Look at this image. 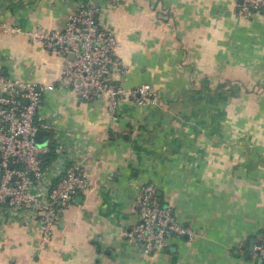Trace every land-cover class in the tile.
Masks as SVG:
<instances>
[{"label":"crops","instance_id":"0c3cea01","mask_svg":"<svg viewBox=\"0 0 264 264\" xmlns=\"http://www.w3.org/2000/svg\"><path fill=\"white\" fill-rule=\"evenodd\" d=\"M239 2L0 0V75L56 81L63 59L24 33L63 30L78 4L93 3L130 66L114 79L148 85L160 99L122 102L114 122L105 97L46 95L43 112L62 110L50 121L80 143L89 186L60 213L42 253L34 215L0 218V264H262L249 249L264 231V16L240 19ZM146 184L194 240L173 236L151 256L123 238L137 222L135 188Z\"/></svg>","mask_w":264,"mask_h":264},{"label":"built area","instance_id":"2783aa9c","mask_svg":"<svg viewBox=\"0 0 264 264\" xmlns=\"http://www.w3.org/2000/svg\"><path fill=\"white\" fill-rule=\"evenodd\" d=\"M99 15L95 4L80 3L63 30L45 32L35 27L24 33L45 52L63 59L61 74L53 83L38 85L0 75V218L15 212L34 215L41 253L46 251L60 213L89 186L79 162L80 143L70 130L50 121L51 116L61 118L62 110H53L54 115L43 112L46 95L63 89L81 103L105 97L106 115L114 122L119 120L122 102L139 108L160 105L150 86L125 88L114 79L116 74L126 75L130 66L119 59L118 41L108 27L99 23ZM237 15L243 20L264 16V0H240ZM3 31L19 32L5 27ZM40 131L50 134L43 147L35 142ZM135 190L131 209L137 222L124 231L127 242L141 246L146 255L152 256L167 251L173 236L194 240L195 233L174 219L170 208L160 202L154 184ZM254 254L264 264V231Z\"/></svg>","mask_w":264,"mask_h":264},{"label":"water","instance_id":"95a60500","mask_svg":"<svg viewBox=\"0 0 264 264\" xmlns=\"http://www.w3.org/2000/svg\"><path fill=\"white\" fill-rule=\"evenodd\" d=\"M49 138H50V134L48 132H42V131H40V132H38L36 134L35 142H36V144L39 147H43V146H46L47 145ZM39 158H41V157L39 156ZM78 200L80 201V198ZM76 201H77V199H76ZM255 244L258 245V242L257 243H255V241H251L250 242V249H249V252L250 253L253 252V248L255 247L254 246ZM259 262L261 263L260 260H259Z\"/></svg>","mask_w":264,"mask_h":264},{"label":"trees","instance_id":"16d2710c","mask_svg":"<svg viewBox=\"0 0 264 264\" xmlns=\"http://www.w3.org/2000/svg\"><path fill=\"white\" fill-rule=\"evenodd\" d=\"M49 162L53 159V154L48 156Z\"/></svg>","mask_w":264,"mask_h":264}]
</instances>
